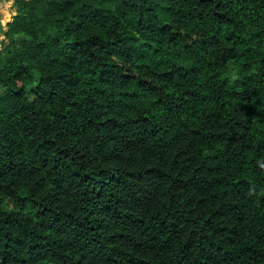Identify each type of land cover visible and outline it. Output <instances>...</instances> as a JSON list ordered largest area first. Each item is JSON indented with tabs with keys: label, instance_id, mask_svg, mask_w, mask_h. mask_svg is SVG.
I'll return each instance as SVG.
<instances>
[{
	"label": "trees",
	"instance_id": "obj_1",
	"mask_svg": "<svg viewBox=\"0 0 264 264\" xmlns=\"http://www.w3.org/2000/svg\"><path fill=\"white\" fill-rule=\"evenodd\" d=\"M14 4L0 264H264V0Z\"/></svg>",
	"mask_w": 264,
	"mask_h": 264
},
{
	"label": "crops",
	"instance_id": "obj_2",
	"mask_svg": "<svg viewBox=\"0 0 264 264\" xmlns=\"http://www.w3.org/2000/svg\"><path fill=\"white\" fill-rule=\"evenodd\" d=\"M15 14L16 6L14 0H0V48L7 41L5 35L7 22L11 21Z\"/></svg>",
	"mask_w": 264,
	"mask_h": 264
}]
</instances>
